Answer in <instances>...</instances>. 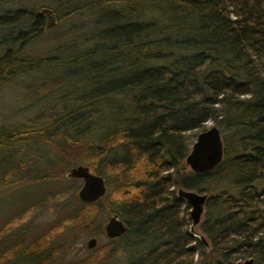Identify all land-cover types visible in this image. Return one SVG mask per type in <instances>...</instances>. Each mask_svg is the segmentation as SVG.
<instances>
[{"label": "trees", "instance_id": "16d2710c", "mask_svg": "<svg viewBox=\"0 0 264 264\" xmlns=\"http://www.w3.org/2000/svg\"><path fill=\"white\" fill-rule=\"evenodd\" d=\"M10 3L0 11V84L48 65L67 66L68 79L32 117L0 123V188L29 178L41 193L4 223L33 202L63 205L27 242L18 228L16 240L0 235V264H52L69 228L105 234L104 211L127 230L56 264H264V0ZM42 6L53 9L56 30L43 50L27 52L49 29L34 15ZM78 17L79 29L62 26ZM208 119L220 128L222 159L187 170L189 132ZM78 163L104 177L94 201L79 200L81 182L63 173ZM178 187L208 194L198 224L207 244L190 230Z\"/></svg>", "mask_w": 264, "mask_h": 264}, {"label": "rangeland", "instance_id": "374dc122", "mask_svg": "<svg viewBox=\"0 0 264 264\" xmlns=\"http://www.w3.org/2000/svg\"><path fill=\"white\" fill-rule=\"evenodd\" d=\"M9 7H15L14 4L10 3V0H3V2H0V11ZM83 18L84 17H78V19L74 20L73 24L67 23V25L62 24V26L66 28L69 26L70 29H79V25L84 21ZM55 30V27L53 29H47L39 37L31 41L26 46L25 50L27 52L43 50V48L50 43V40H52V35ZM66 73L67 66L48 65L34 69L31 72L20 74L12 80L7 81L4 84H0V123H4L9 126L16 123H22L26 119L35 115L42 108L51 104L54 98L64 91V88H60L59 90L56 89L54 93L49 95H47V93L50 92V89L54 85H61L65 87L66 80L68 79V74ZM54 88H56V86ZM213 124H215V122L212 119H208L205 122L206 127ZM199 131V129H195L189 132L191 135L190 147ZM185 167L187 170L190 169L188 165ZM75 181L78 183L81 182V179L76 178ZM33 183L34 182H32V180L26 178L20 180L18 183H12V181H10L9 184L4 185L3 187L1 186L0 235L5 236L9 234V236H12L10 237L11 239L16 240L15 238L17 235H12V233L18 228L20 231L18 232L20 233L19 236H22L24 241L27 242L40 230L45 228L50 222L60 216L63 205L56 202L54 198L46 203L33 202L32 207L30 205V208L22 214V216L14 218V220L9 221L7 224L4 223L6 217L15 211L16 206L21 203L22 199H24L26 195L34 194L35 197H38V195L41 194L39 190L35 193L33 190L34 187L31 186ZM66 195L67 194H64L63 197ZM108 215L109 213L105 211L99 214L98 220L103 224V226L107 221ZM202 219L203 214L201 216V220ZM189 226H191V223ZM195 228L199 230L198 224ZM91 236H95L97 238L96 245L107 240V236L104 233L96 235L91 233V229L76 227L69 228L58 238V242L61 243L62 249L60 255L55 259V261H53L52 264L84 257L91 249L86 246V242ZM11 239L10 241L12 242ZM195 255L197 256V253ZM239 259L242 260L243 258L240 257ZM113 263L114 262L112 261L105 264Z\"/></svg>", "mask_w": 264, "mask_h": 264}, {"label": "water", "instance_id": "95a60500", "mask_svg": "<svg viewBox=\"0 0 264 264\" xmlns=\"http://www.w3.org/2000/svg\"><path fill=\"white\" fill-rule=\"evenodd\" d=\"M34 15H44L46 17L47 28L53 27L57 23L56 15L50 7L42 6L34 11ZM224 148L220 128L216 124L208 126L197 133L194 142L185 156L184 165H188L189 168L195 172H202L213 168L221 161ZM63 173L67 177L81 179V184L77 189V196L82 202L94 201L107 190L104 177L99 173L92 172L86 164H76L67 168ZM177 193L190 206V230L207 244L203 233L199 232L195 226L199 224L201 220L208 194L206 192H199L195 189L183 187H178ZM126 230L127 225L118 213L111 212L104 224L105 235L107 237H116L123 234ZM96 243L97 238L91 236L87 240L86 246L92 248ZM236 264H253V258L247 257L243 260H238Z\"/></svg>", "mask_w": 264, "mask_h": 264}]
</instances>
